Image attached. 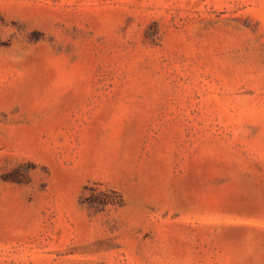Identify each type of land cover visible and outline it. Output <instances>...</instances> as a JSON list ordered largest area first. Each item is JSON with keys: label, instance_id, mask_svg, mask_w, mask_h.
<instances>
[{"label": "rangeland", "instance_id": "374dc122", "mask_svg": "<svg viewBox=\"0 0 264 264\" xmlns=\"http://www.w3.org/2000/svg\"><path fill=\"white\" fill-rule=\"evenodd\" d=\"M0 264H264V0H0Z\"/></svg>", "mask_w": 264, "mask_h": 264}, {"label": "trees", "instance_id": "16d2710c", "mask_svg": "<svg viewBox=\"0 0 264 264\" xmlns=\"http://www.w3.org/2000/svg\"><path fill=\"white\" fill-rule=\"evenodd\" d=\"M114 203H116V202H114Z\"/></svg>", "mask_w": 264, "mask_h": 264}]
</instances>
